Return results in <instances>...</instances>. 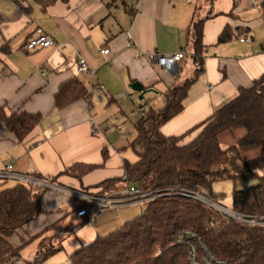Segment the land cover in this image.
I'll use <instances>...</instances> for the list:
<instances>
[{
	"label": "crops",
	"instance_id": "1",
	"mask_svg": "<svg viewBox=\"0 0 264 264\" xmlns=\"http://www.w3.org/2000/svg\"><path fill=\"white\" fill-rule=\"evenodd\" d=\"M261 1L214 0L209 6L205 0H130L108 6V0H69L43 9L34 0H0V106L6 107L8 114L42 116L22 142L0 125V170L14 163L17 173L55 178L56 184L65 189L98 196L111 193L120 200L126 185L106 194L96 187L122 177L125 162L137 161L129 147L134 124L126 125L127 116L120 104L131 101L137 112L145 103L139 106L134 102V98L139 100V94H130V85L141 83L149 90L144 100L154 106L157 95L162 93V107L167 89L183 75L187 80L189 75L194 76V68L188 65L192 61L187 56L174 73H169L153 57L185 49L193 22L205 19L204 73L190 88L183 111L165 123L161 133L166 137L181 136L200 125L235 97L240 88L250 87L264 75ZM225 29L230 31L231 39L219 43ZM39 31L46 33L54 45L28 50L27 43ZM106 49L108 55L103 54ZM81 58L88 69L78 75L76 68ZM72 79L83 84L88 97L63 109L56 108L55 95L62 84ZM97 88L104 90L102 99ZM106 125L110 126L108 130ZM93 126L99 131L92 133ZM200 131L187 136L185 143ZM78 164L102 167L82 181L64 174ZM4 184L0 181V191ZM254 184L255 181H239L236 188L246 190ZM81 203L68 194L47 191L42 198L45 213L14 235L11 244L20 247L29 241L23 254L33 239L40 240V244L49 241L58 252L44 264H67L77 250L121 229L147 207L100 209L88 205L87 215L79 217ZM223 204L231 207L232 198ZM63 233L66 235L61 238Z\"/></svg>",
	"mask_w": 264,
	"mask_h": 264
},
{
	"label": "trees",
	"instance_id": "2",
	"mask_svg": "<svg viewBox=\"0 0 264 264\" xmlns=\"http://www.w3.org/2000/svg\"><path fill=\"white\" fill-rule=\"evenodd\" d=\"M34 1L46 9L58 1L69 0ZM108 1L111 6L130 0ZM205 1L209 6L214 3V0ZM259 8L264 13V0ZM204 23L205 19L193 22L184 49L192 61L194 77L182 85L169 87L160 108L144 100L147 108L134 124L135 137L129 144L137 161L125 162L122 177L96 187L106 194L130 185L143 192L163 195L151 200L139 217L121 229L77 250L67 264H188L187 247L176 243L178 235L185 231L195 233L223 264H264V75L250 87L240 88L235 97L184 135L166 137L161 133V127L183 111L190 88L204 73L207 48L203 42ZM230 39L231 33L225 29L219 43ZM88 95L83 84L72 79L60 86L55 107L63 109ZM41 120L40 114H8L6 107L0 106V125L19 142ZM198 129H201L199 134L185 143V138ZM103 156L106 159V152ZM101 167L78 164L64 174L82 181ZM31 175L42 178L35 173ZM227 180L234 186L229 208L259 219L261 225H245L182 196L164 195L170 189L190 190L223 204V195L215 194L212 189L215 183ZM52 181L57 182L55 178ZM239 181L256 184L237 190ZM15 184L0 191V264H44L58 251L51 248L34 260L25 261L22 251L29 241L14 247L10 239L45 213L42 198L47 190Z\"/></svg>",
	"mask_w": 264,
	"mask_h": 264
},
{
	"label": "built area",
	"instance_id": "3",
	"mask_svg": "<svg viewBox=\"0 0 264 264\" xmlns=\"http://www.w3.org/2000/svg\"><path fill=\"white\" fill-rule=\"evenodd\" d=\"M247 41L246 39L242 40ZM54 45L53 40L43 31H39L37 35L31 39L26 47L28 50H33L36 48H49ZM103 54L108 55L109 50L106 49L103 51ZM187 53L183 49L176 53L165 54V55H155L153 60L158 64V66L169 73H174L179 66L187 58ZM88 69V65L85 59L81 58L78 61L76 72L78 75H82ZM97 94L99 99H102L104 96L103 88H97ZM146 104L141 105L137 112L143 115L146 110ZM110 126L106 125L105 129H109ZM99 131V128L93 126L92 133ZM14 163H9L0 170V181L1 182H15L21 183L28 186H33L37 188H42L47 191H53L57 193L68 194L71 197L81 201V206L77 215L79 217H85L87 215V206L94 205L100 209L118 207V206H131L138 204H148L151 200L156 199L163 194L158 192H143L141 189L126 185L124 191L121 194V199L116 200L113 195L110 193L107 196H98L92 193H82L71 191L65 189L58 184L54 183L52 180H47L45 178H40L33 176L31 174H20L15 171ZM164 195H178L184 198H187L191 201H195L207 208H210L223 216L237 221L245 225H261L262 222L259 219L249 218L243 216L231 208L225 206L224 204L212 199L206 194L190 191V190H179V189H170L164 193ZM176 243L178 245H183L187 247L188 254V264H223L222 261L218 260L214 255L211 254L208 247L201 242L200 238L193 232L185 231L180 233L177 237Z\"/></svg>",
	"mask_w": 264,
	"mask_h": 264
},
{
	"label": "rangeland",
	"instance_id": "4",
	"mask_svg": "<svg viewBox=\"0 0 264 264\" xmlns=\"http://www.w3.org/2000/svg\"><path fill=\"white\" fill-rule=\"evenodd\" d=\"M188 65H192V63L189 61ZM194 76L193 75H189V79H192ZM187 77H185V75L182 76V79H178V82L176 83V85H182L187 79ZM130 94L136 95L135 92H133L131 89H128ZM162 92V91H161ZM149 95V94H148ZM158 97L156 98L155 101V106L156 107H160L161 106V102H162V93H160L159 95H157ZM147 100V99H145ZM134 102L140 106V104H142V102L145 103V101H139L137 98H134ZM121 109H123V112L125 113V115L127 116V123L126 125H130V123L135 124L140 118H141V114L135 112V109L133 107L132 102L130 101V103L128 102V104L124 105V104H120ZM116 109V107L114 108ZM125 116V117H126ZM134 117V118H133ZM131 124V126H132ZM130 126V127H131ZM132 132V131H131ZM131 137L130 138H134L133 136L135 135L133 132L131 133ZM128 154L132 155V157L135 159V155L130 152V150H128ZM138 159V158H137ZM136 159V160H137ZM13 184H15L12 181L6 182V184L3 185L4 188L10 187ZM213 192L215 194H219V195H223L222 197L225 198V200L229 199L232 191H233V182L232 181H219L217 183H215L213 185ZM141 206L146 207L147 204H138ZM66 234L63 233L61 238H63ZM56 239V237L54 238V240ZM16 240V238H15ZM38 241L40 240H35L33 239V243L31 242L29 247L23 252L22 257L25 261H32L34 260V258H36V256H39L43 253H45L46 250H49L51 248H55V247H51V244L49 241H45L43 242V244H40ZM43 245V246H42ZM39 254V255H38ZM25 264V263H24Z\"/></svg>",
	"mask_w": 264,
	"mask_h": 264
},
{
	"label": "water",
	"instance_id": "5",
	"mask_svg": "<svg viewBox=\"0 0 264 264\" xmlns=\"http://www.w3.org/2000/svg\"><path fill=\"white\" fill-rule=\"evenodd\" d=\"M133 92L139 94V100L144 101L145 95L149 92L141 83L134 82L130 85Z\"/></svg>",
	"mask_w": 264,
	"mask_h": 264
}]
</instances>
